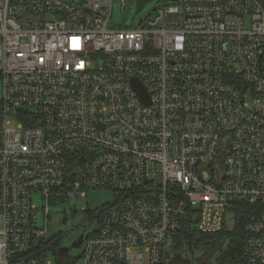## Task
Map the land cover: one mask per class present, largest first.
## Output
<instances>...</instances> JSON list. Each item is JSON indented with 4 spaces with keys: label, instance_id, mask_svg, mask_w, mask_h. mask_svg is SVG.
I'll list each match as a JSON object with an SVG mask.
<instances>
[{
    "label": "built area",
    "instance_id": "1",
    "mask_svg": "<svg viewBox=\"0 0 264 264\" xmlns=\"http://www.w3.org/2000/svg\"><path fill=\"white\" fill-rule=\"evenodd\" d=\"M172 1L114 28L111 0H0V264H52L49 203L87 188L115 198L74 264H161L180 218L214 233L236 204L264 264V0Z\"/></svg>",
    "mask_w": 264,
    "mask_h": 264
},
{
    "label": "rangeland",
    "instance_id": "2",
    "mask_svg": "<svg viewBox=\"0 0 264 264\" xmlns=\"http://www.w3.org/2000/svg\"><path fill=\"white\" fill-rule=\"evenodd\" d=\"M77 1V0H75ZM164 2L172 3V0H125L124 6L120 0H111L109 8L110 19L109 26L114 28H130L136 27L140 18L153 20L157 14V7ZM2 93V86L0 81V98ZM82 195L81 191H76L74 197L56 198L49 203V215L47 218V234L56 235L59 239V244L62 247L68 248V254L74 258L76 262L77 257L82 250V244L73 247L72 243L82 234H86L98 228V223L95 220L88 218V213L84 211H95L102 205L112 203L115 198V193L111 190L101 188H87ZM34 203L38 210L37 224L43 227V205L38 196L34 197ZM229 226H232L231 215H226ZM66 218V223L62 220ZM221 242L220 247L222 246ZM164 252L173 257L168 264H216L214 257L217 250L207 251L194 254V259L191 261L187 256L183 257L179 254L174 255L169 244L162 247ZM48 260L52 264H56V256L52 251L46 252Z\"/></svg>",
    "mask_w": 264,
    "mask_h": 264
},
{
    "label": "trees",
    "instance_id": "3",
    "mask_svg": "<svg viewBox=\"0 0 264 264\" xmlns=\"http://www.w3.org/2000/svg\"><path fill=\"white\" fill-rule=\"evenodd\" d=\"M82 168L81 158L76 154L68 156L67 174H66V187L73 186L74 181L77 179V173ZM109 204L102 205L95 211H85L88 213V218L95 220L96 211L106 208ZM248 206L244 204H236L229 209V214L232 216V226L230 227L228 221H224L222 228L214 233H202L197 230L195 221L187 214L180 218L179 225L173 232L169 246L174 255L179 254L187 256L191 261L194 259L195 253L202 254L203 252L217 250L214 257L216 264H242L243 263V226L248 217ZM92 230L90 234L94 233ZM222 246L221 245V242ZM59 239L56 235L42 237L32 245L31 253L40 254L52 251L56 256V264H74L68 252L59 253ZM174 257V256H173ZM164 252L161 255V264H168L173 258ZM194 262V261H193Z\"/></svg>",
    "mask_w": 264,
    "mask_h": 264
},
{
    "label": "water",
    "instance_id": "4",
    "mask_svg": "<svg viewBox=\"0 0 264 264\" xmlns=\"http://www.w3.org/2000/svg\"><path fill=\"white\" fill-rule=\"evenodd\" d=\"M132 85L136 89V91L138 92V94L142 98H144V100H145L146 99L145 98L146 96H145V93H144L143 88L141 87V84L137 80H133ZM62 221H63V223H65V218H63ZM80 240H81V235L72 243V246L73 247L79 246ZM67 252H68V248L67 247H60L59 248V253L64 254V253H67Z\"/></svg>",
    "mask_w": 264,
    "mask_h": 264
},
{
    "label": "flooded vegetation",
    "instance_id": "5",
    "mask_svg": "<svg viewBox=\"0 0 264 264\" xmlns=\"http://www.w3.org/2000/svg\"><path fill=\"white\" fill-rule=\"evenodd\" d=\"M63 222V221H62ZM65 223H66V218H65ZM65 223H63V224H65ZM84 235H85V233L82 235L81 234V240H80V243H79V245L82 243V241H83V238H84Z\"/></svg>",
    "mask_w": 264,
    "mask_h": 264
}]
</instances>
